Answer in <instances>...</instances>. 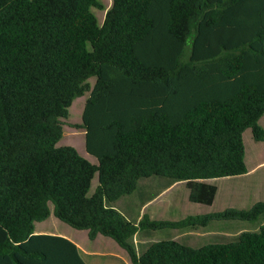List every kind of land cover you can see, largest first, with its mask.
Here are the masks:
<instances>
[{
  "label": "trees",
  "instance_id": "trees-1",
  "mask_svg": "<svg viewBox=\"0 0 264 264\" xmlns=\"http://www.w3.org/2000/svg\"><path fill=\"white\" fill-rule=\"evenodd\" d=\"M93 9L97 0H0V264H85L70 240L34 234L50 214L110 239L130 264H264V202L179 221L132 222L116 208L151 177L210 206L214 181L246 175L243 133L264 142V0H112L101 24ZM87 93L96 164L56 146ZM212 221L256 229L199 247L134 244Z\"/></svg>",
  "mask_w": 264,
  "mask_h": 264
},
{
  "label": "crops",
  "instance_id": "crops-1",
  "mask_svg": "<svg viewBox=\"0 0 264 264\" xmlns=\"http://www.w3.org/2000/svg\"><path fill=\"white\" fill-rule=\"evenodd\" d=\"M262 165H264V163L260 162L259 164L254 165L251 169H247L246 175L240 178L253 179L252 177L258 174V172L263 168L261 167ZM163 182L164 183L159 185L160 183H156V181H153L151 179H145L142 180V182L140 181L138 184L139 193L136 196L137 199L135 203H130L126 200H123L121 201L122 204L116 206V208L121 211L128 220L132 222H137L143 214L147 215L151 220L179 221L184 219V213H187V211L184 209L183 197L185 196V200L188 201V190L185 184L182 182ZM247 183H250L252 185L253 191L256 189V187L264 189V179L260 178V174H258L256 179L251 180ZM155 187L160 188V190L157 191L156 194L152 195L150 191ZM250 191V187L247 188V192ZM218 192L219 188L217 193ZM233 192L234 189L229 190L230 195L233 194ZM213 204L214 202L210 206L206 207H211ZM45 221L35 223L34 234L54 235L50 234L52 232L47 231V228H45ZM222 223L223 222L221 221H212L206 227L170 229L171 231H144L135 235L134 242L138 250H144L146 243H148L149 241L157 242L166 239H178L191 246L199 247L208 243H217L216 241L220 242L223 238V234L225 236H227V233L236 235L240 229L236 221L225 222L223 223V225ZM57 236L64 237L73 242L80 250L81 257L85 264H130L125 251L119 246L116 247L115 245H113V242L108 238L97 236L92 241L88 240L87 245H81L73 237H69L59 233L57 234ZM84 236H87L86 231L84 233ZM109 247L112 250L106 251L105 249Z\"/></svg>",
  "mask_w": 264,
  "mask_h": 264
},
{
  "label": "rangeland",
  "instance_id": "rangeland-1",
  "mask_svg": "<svg viewBox=\"0 0 264 264\" xmlns=\"http://www.w3.org/2000/svg\"><path fill=\"white\" fill-rule=\"evenodd\" d=\"M97 2L102 7V9H99V10L93 9L92 11L95 17L97 18L98 23L101 24L103 22L107 9L110 7L112 3V0H97ZM188 53L189 51L187 50V53H186L187 56H188ZM88 83L90 85H93L94 79H89ZM88 96L89 94L87 93L84 96L78 97L75 100H73L70 108L68 109L67 118L61 120L63 136L56 146L57 147H64V146L72 147L77 151V153L80 156L87 159L90 163L96 164L97 162L95 158H93L92 156H89L85 151V138H84L85 131L82 125V114H83V110H84L85 103H86ZM258 126L264 131V115L259 119ZM242 139H243V145H244V151H245L244 163H245L246 169L249 170L254 165H257L260 162L264 163V142H255L252 138L250 130H246L243 133ZM261 167L263 168L258 172V174H260L261 179H264V165H262ZM258 174L254 175L252 177L253 179L234 177V178H224V179L214 181L218 185L219 192L215 196L214 204L211 207L192 204L188 202L187 200H185V196H184L183 197L184 209L187 211V213H184L185 218L188 216L195 217V216H200V215L216 214L227 208L247 209L258 202H264V189L256 187V189L253 191L252 185L250 183L249 184L247 183L251 180L256 179ZM149 179L156 181V183H160L159 185L164 183L163 181H168L160 177H151V178H148V180ZM97 185H98L97 176L95 175L91 182L89 192L87 193L88 197L93 194ZM249 187L251 191L247 192V188ZM230 189H234V192L231 195L229 194ZM159 190L160 188L155 187L150 191V193L154 195ZM138 193L139 192L137 191L135 194L129 196L125 200L130 203H135L137 199L136 196L138 195ZM121 204L122 202H119L117 203L116 206H119ZM44 225H45V228H47V231L52 232L50 234H54V235H57L58 233L63 234V235L75 238L81 245L88 244L87 242L88 238L87 236H84L85 231H79V230H75L69 227L68 225L54 218L52 214L48 217V219H46V221L44 222ZM237 225H239V228L241 229H247V230L256 229L255 225L251 223L245 225V223L237 222ZM183 229H186V228H183ZM233 236L234 235H232L231 233H227V236L223 234V238L220 242H225ZM151 242L152 241H149L148 243H146L144 250ZM113 245L118 247L114 242H113ZM105 250L109 251L112 249L109 247ZM142 251L143 250H140V249L138 250L139 253ZM97 259H100V258H97Z\"/></svg>",
  "mask_w": 264,
  "mask_h": 264
}]
</instances>
